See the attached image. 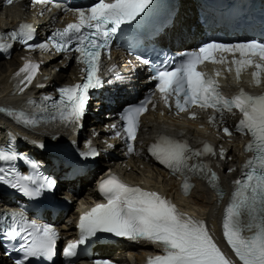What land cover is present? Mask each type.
I'll return each instance as SVG.
<instances>
[{"label": "snow or ice", "instance_id": "6c2138e0", "mask_svg": "<svg viewBox=\"0 0 264 264\" xmlns=\"http://www.w3.org/2000/svg\"><path fill=\"white\" fill-rule=\"evenodd\" d=\"M6 2L12 5L14 0ZM31 2L33 5H46L54 0ZM153 3L154 0H96L90 6H78L55 0V7L64 12H73L78 22L56 30L46 41L36 42H33L35 27L29 23L20 24L16 29L0 34V54L13 49L14 42L28 49L41 50L48 49L50 42L57 52L79 53L77 61L86 66L83 69L86 73L84 82L57 88L58 99L44 96L38 111L47 112L51 108L54 110L50 116L51 121L65 128L82 129L91 98L90 91L102 87L104 83L99 74L102 52L110 53L111 43L122 26H133L146 9L150 10ZM215 53L221 55L217 57ZM225 53L232 54V63L236 65L238 77L243 68L255 67L258 70L253 73L255 84L258 86L261 83V73H264V40L249 39L236 43L209 41L179 55L169 56L161 52L155 59L137 56V60L148 66L149 81H155L152 94L159 92L164 104L169 107L172 106L170 99L174 98L178 113L198 107L201 110L212 109L221 120L225 113H232L234 109L242 115L235 125V131L250 133L252 140L246 150L255 155L244 164L243 178L233 182L235 190L222 221L223 237L241 264H264V95L254 96L242 89L238 95L226 98L214 76L198 71V66L206 61L225 63ZM237 53L239 58H235ZM39 68V64L28 62L19 69L16 73L19 92L23 93L32 85ZM37 86L44 87L43 84ZM151 100L152 96L149 95L139 103L125 107L119 115L122 124L119 127L111 125L116 136H123L129 154L134 152L133 142L140 128V117L148 110ZM35 103L28 102L29 106ZM18 118L27 125L39 123L23 111L18 114ZM191 118H195V113ZM216 119L213 115L212 120ZM222 130L228 136L233 134L228 127ZM91 144L88 141L89 150L78 155L83 158L97 157L99 152ZM37 147L43 149L45 145L39 143ZM148 151L161 165L173 173L185 176V194L192 187L189 183L192 174L208 179L211 186L216 188V172L212 171L209 162L200 159L216 155L211 144L192 149L186 140L161 136ZM220 155H224L223 148ZM194 159L197 162L190 163ZM18 164L30 165L31 174L18 172ZM39 168L38 162L11 145L0 148V186L28 198L38 206L39 212H43L48 209L46 201H55L57 184L53 178L41 173ZM99 192L107 203H98L80 216L79 238L70 240L60 249L59 254L65 264H76V259L80 258L78 249L82 253L86 245L100 238L98 234H111L131 241L160 245L163 254L149 257L148 264H235L218 246L204 221L181 212L172 201L158 192L130 186L115 175L100 182ZM220 196L223 199L222 191ZM245 231L253 234L246 236ZM0 240L17 241L15 251L20 255L14 264H55L60 233L51 224H40L29 219L24 211H12L0 213ZM92 264L112 262L93 259Z\"/></svg>", "mask_w": 264, "mask_h": 264}, {"label": "bare ground", "instance_id": "6f19581e", "mask_svg": "<svg viewBox=\"0 0 264 264\" xmlns=\"http://www.w3.org/2000/svg\"><path fill=\"white\" fill-rule=\"evenodd\" d=\"M45 12L46 8L44 4L29 5L20 0H15L12 5H8L3 0H0V33L12 30L23 21H31L35 26L42 29L55 23L63 24L69 17H73L70 13L60 16L56 9L52 10L51 15ZM64 17L67 18L63 19ZM59 18L63 20L58 21ZM192 25L195 26V29H192ZM200 35L201 26L197 22L195 2L192 0H181V10L177 16L176 23L169 29V34L161 37L163 42L173 44L174 38H181L182 46H177V49H182L194 46L195 41ZM28 62L39 64L40 68L32 85L21 93L17 90L18 79L16 73ZM118 62L119 60L113 59L108 63L106 69V71L117 72L115 75L107 77L116 78L115 83L110 85L112 90H116L113 95L115 104L111 105L112 111H116L119 109L118 107L131 102L128 97L132 96L133 93L128 94V92L123 90L124 85L132 84L133 82H131L132 77L130 74L124 73L121 70ZM56 66H59V68L56 69ZM68 70H70L69 75L67 74ZM80 75L79 64L74 59L70 63H67L64 58H60L57 55L51 56L47 53L39 52L32 53L31 51L21 49L16 51L8 61L4 60L0 63V134L7 129L9 132H13V134L19 136V142L22 144L23 150L30 149L35 151L42 150L37 147L39 143H43L45 147H51L52 144L61 141L70 143L82 134L91 135L90 133L96 127L95 125H101L95 118L91 119L93 122L89 126L85 125L82 129H69L60 126L58 122L49 124L39 122L36 125H27L18 122L14 117L15 113L23 111L29 118H35V113L28 104L29 101H35L37 96L44 91L53 90L60 82H72L79 79ZM223 80L226 89L236 87L231 83L229 77L223 78ZM141 82H145V80H141ZM40 84H43L44 87L40 88L37 86ZM241 84L249 86V82L246 80ZM134 85L137 86V89L142 88L138 82H134ZM255 88L262 89L264 88V84ZM101 93V96L97 98L96 105L102 104V107L106 108L110 105L108 96L111 92L109 89H102ZM142 94L143 91H140L139 97ZM5 109L8 111H5ZM87 117L91 118L92 116L88 115ZM216 132L217 130L207 122L206 114L204 113L201 117L188 119L182 114L179 116L172 115L168 109L163 110L162 105L157 103L154 108H151L149 113L143 116L135 153L129 154L125 150L122 152L114 150L115 154H102L100 156L102 160L97 158L95 168L88 174L77 176L73 180L63 181L66 187H79V191L86 188V193L79 198L82 194L77 196L76 192H64H67V195L73 198V201L79 198L78 205L83 202H89L93 196L97 195L98 188L97 180L94 183L95 185L87 187V184L91 183L92 176L98 175V172V179L105 174L109 166H112L115 169L121 170L124 177L142 183L143 186H147L152 191L159 192L162 196L183 207V210L189 211L190 216L194 219L206 221L210 229L215 234H219V220L224 205L234 186L233 182L241 175V163L247 155L244 150V144L248 137H241L236 134L223 139L217 136ZM162 135L175 139L179 136H184L197 147L205 138H209L215 142L217 144L216 155L200 159L204 162H209L212 171L216 172L218 176L216 188H213L208 179L201 175H191L192 187L189 193L185 194L181 177L159 165L148 151L150 146ZM53 137L56 138L53 139ZM221 148L224 149L223 157L220 155ZM42 157L47 158L50 162L61 160L58 157L49 156V153H45ZM110 158L113 159L111 163L108 162ZM228 169H232V171H228ZM218 188L221 191H225L223 199H221L217 191ZM75 195L77 196L76 199ZM71 211L74 213L76 210L72 209L68 213ZM73 213L67 215L61 211L58 218L64 223L65 220L73 216ZM71 228L73 229L74 227L72 226ZM95 249H99L102 253H110L112 251L114 257L126 264H144L147 253L150 250H157L158 245L145 241H135L134 243L121 242L114 248L96 245ZM8 260V257L2 253L0 247V264H12ZM76 264L91 263L87 261L81 263L79 261Z\"/></svg>", "mask_w": 264, "mask_h": 264}, {"label": "rangeland", "instance_id": "374dc122", "mask_svg": "<svg viewBox=\"0 0 264 264\" xmlns=\"http://www.w3.org/2000/svg\"><path fill=\"white\" fill-rule=\"evenodd\" d=\"M16 51H18V49L16 50ZM15 51V52H16ZM14 52V53H15ZM11 58V57H10ZM10 58H5V57H1L0 56V63H2L4 60H7L8 61V59H10ZM58 67L59 66H56L55 68L56 69H58ZM67 74L69 75L70 74V70H68L67 71ZM92 107L94 108L95 107V103H93L92 104ZM88 120V117H86L85 118V121H87ZM102 160V157H99V160ZM141 172V171H140ZM97 174L99 175V173L97 172ZM98 175H94V176H92V180L90 181L91 183H88L87 184V187L89 186V187H92L93 185H95L94 183H96L95 181H96V179H97V176ZM66 186V184H63V186H61L62 187V189L61 190H59L58 192L59 193H63L65 190H64V187ZM73 192H76V194H77V196H80L81 194V196L79 197V198H81L85 193H86V188H85V190H82V191H79L78 189L76 190V191H73ZM77 196L75 195V199L77 198ZM79 198H77L76 200H74L73 201V203H72V201H71V203L72 204H70V206H69V208H68V211H70V210H72V209H76V207H77V205L79 204L78 202L80 201V199ZM73 199V198H72ZM68 213V212H67ZM66 213V214H67ZM71 213H73L72 211L70 212V213H68L69 215L71 214ZM67 214V215H68ZM8 262H9V260H8Z\"/></svg>", "mask_w": 264, "mask_h": 264}]
</instances>
